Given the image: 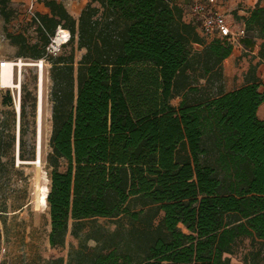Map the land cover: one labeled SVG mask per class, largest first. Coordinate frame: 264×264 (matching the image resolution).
<instances>
[{
  "label": "trees",
  "instance_id": "obj_1",
  "mask_svg": "<svg viewBox=\"0 0 264 264\" xmlns=\"http://www.w3.org/2000/svg\"><path fill=\"white\" fill-rule=\"evenodd\" d=\"M39 2L50 15L29 21L42 46L8 34L19 55L41 60L59 26L71 33L65 48L85 50L77 72L73 53L50 58V246L65 245L70 222L79 238L84 222L115 219L114 232L87 233L95 246L81 243L68 264H263L264 6L233 13L242 44L262 43L244 85L226 93L233 45L207 42L179 0H93L77 20ZM10 3L0 0L6 23Z\"/></svg>",
  "mask_w": 264,
  "mask_h": 264
},
{
  "label": "rangeland",
  "instance_id": "obj_2",
  "mask_svg": "<svg viewBox=\"0 0 264 264\" xmlns=\"http://www.w3.org/2000/svg\"><path fill=\"white\" fill-rule=\"evenodd\" d=\"M10 7L13 12L8 23L0 15V63H18L22 60L23 65L15 71V85L19 88L12 87L0 91V227L2 232L0 264H50L57 259H63L64 264H68L70 252L78 249L81 243L84 242L88 247L95 246L93 241H85L87 233L99 227L106 232H114L118 221L115 219L86 221L83 223V231L79 238L72 234L73 222H70L65 245L58 248L50 246V208L42 207L39 197L44 187L49 193L51 188L52 170L48 166L47 157L51 152L50 139L53 126L51 102L53 60L49 59L41 74L39 68L35 67L34 61L25 60L26 57L19 55L20 48L7 38L8 34L22 35L30 45L42 46V40L37 27L29 21L28 12L12 2ZM240 10L241 14L238 13ZM225 11L232 31L237 32L245 28L242 22L233 21V13L237 12L239 16H246L248 11L231 8H225ZM188 13L190 15L189 8ZM229 36L230 33L224 35L226 39ZM242 41L239 40V44H242ZM261 43V40L257 41V56ZM235 45L237 46V43ZM196 48L199 49L198 46ZM71 53L74 54L77 72L85 50H80L76 44H73L63 49L60 56H69ZM235 54V66L240 70L243 68L248 70V63L253 64L256 60L254 56L243 50L237 49ZM226 68L225 91L229 84L231 88L238 86L237 74L233 73L231 66ZM40 78L43 79L42 83ZM41 86H43V120L39 159L38 104ZM181 101L182 98L179 97L171 104L178 109ZM21 155L24 159L20 157ZM66 170L67 162L62 161L60 171ZM162 217L163 214L159 216L158 221ZM180 227L186 232L182 226Z\"/></svg>",
  "mask_w": 264,
  "mask_h": 264
},
{
  "label": "built area",
  "instance_id": "obj_3",
  "mask_svg": "<svg viewBox=\"0 0 264 264\" xmlns=\"http://www.w3.org/2000/svg\"><path fill=\"white\" fill-rule=\"evenodd\" d=\"M227 1L228 0H190V17L198 25L201 35L205 39L209 40V42L214 40L227 41L234 47L236 43L237 45L239 44V40H243L246 37V31L245 28L237 32L231 30L232 27L228 22V16L225 11ZM27 12L30 19L32 18L38 21L36 12L32 7H29ZM229 33L230 36L226 39L224 35ZM71 39L72 37L69 30H66L61 26L57 28L54 36L50 38V42L45 49L44 57L41 60L33 62L35 67L39 68L41 74L43 72L44 65L49 61V59L59 56L63 52V49L71 42ZM22 62L23 61L20 60L18 63H13L14 67L11 83H14L13 85L15 88H19V86L15 85V71L16 68L22 67ZM7 64V62H1L0 71L4 69ZM40 83H42V78H40ZM10 88L12 87L4 84L0 74V91Z\"/></svg>",
  "mask_w": 264,
  "mask_h": 264
},
{
  "label": "crops",
  "instance_id": "obj_4",
  "mask_svg": "<svg viewBox=\"0 0 264 264\" xmlns=\"http://www.w3.org/2000/svg\"><path fill=\"white\" fill-rule=\"evenodd\" d=\"M57 1L59 4H62L68 13L75 18L76 20L79 19L82 11L86 8V6L90 3H92L93 0H54ZM13 4L19 5L22 8H24L26 11L29 9V7H32L33 10L36 13H40L41 15H50V10L46 8L42 3L39 2V0H11ZM180 5H182L183 8L188 9L190 0H179ZM257 5L264 6V0H228L225 8H231L233 10L236 9H245L246 11H251L256 8ZM241 10L238 12L241 14ZM247 16V15H246ZM244 27V25H243ZM259 41V40H258ZM239 49L240 51L243 50L245 53H249L252 56L255 57V62L253 64H257L260 62L259 57L257 56L258 52V45L251 51L250 49L246 48L242 44H238L237 46H234V52L233 54L225 61L224 63V77L227 76L226 67L231 66L233 69V73L237 74L238 79L236 80V83L238 84L237 87L231 88L230 84L226 86V93L232 92L234 90H237L241 88L244 85V77L247 73V69L243 68L242 70L236 68L235 59L236 54L235 51ZM250 50V51H249ZM248 67H250V64L248 63ZM226 72V73H225ZM258 77L262 80L264 90V64H261L258 68ZM235 76V75H233ZM258 117L261 120H264V104L260 106L258 109ZM231 260V264H243L242 259L240 256H229ZM264 264V263H263Z\"/></svg>",
  "mask_w": 264,
  "mask_h": 264
},
{
  "label": "bare ground",
  "instance_id": "obj_5",
  "mask_svg": "<svg viewBox=\"0 0 264 264\" xmlns=\"http://www.w3.org/2000/svg\"><path fill=\"white\" fill-rule=\"evenodd\" d=\"M13 67H14L13 63H8L6 65V67L0 71V74H1V77L3 79L4 84L9 85L11 87H15L13 85L14 83H11L12 76H13ZM42 87L43 86H41V90H40V94H39V104H38V126H39V155L38 156H39V159H40V155H41V152H40V149H41V133H42L41 128H42V120H43V91H42ZM48 195H49V191L47 188L44 187L42 189V193L39 197V203L42 207L48 208V202H47Z\"/></svg>",
  "mask_w": 264,
  "mask_h": 264
}]
</instances>
